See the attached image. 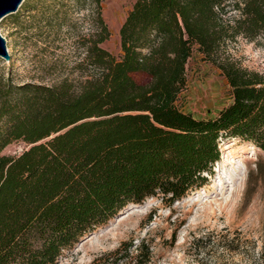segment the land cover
Returning a JSON list of instances; mask_svg holds the SVG:
<instances>
[{
	"label": "trees",
	"instance_id": "trees-1",
	"mask_svg": "<svg viewBox=\"0 0 264 264\" xmlns=\"http://www.w3.org/2000/svg\"><path fill=\"white\" fill-rule=\"evenodd\" d=\"M101 1L75 82L0 76V264H54L126 205L183 198L212 175L221 138L264 151V75L221 53L238 36L264 40V0H135L119 57L101 46ZM194 47L231 89L213 117L175 103ZM18 140L29 146L2 153Z\"/></svg>",
	"mask_w": 264,
	"mask_h": 264
},
{
	"label": "rangeland",
	"instance_id": "rangeland-1",
	"mask_svg": "<svg viewBox=\"0 0 264 264\" xmlns=\"http://www.w3.org/2000/svg\"><path fill=\"white\" fill-rule=\"evenodd\" d=\"M134 1L100 4L110 31L101 46L116 57L121 54L119 28ZM95 12L91 0H23L0 19L10 55L9 60L0 57V76L17 84L75 82ZM221 53L264 75V40L238 36ZM231 99L220 68L194 47L176 106L207 118ZM220 141V159L203 186L170 205L157 195L126 205L54 264H264V151L237 138ZM28 146L14 141L2 153L17 155Z\"/></svg>",
	"mask_w": 264,
	"mask_h": 264
},
{
	"label": "water",
	"instance_id": "water-1",
	"mask_svg": "<svg viewBox=\"0 0 264 264\" xmlns=\"http://www.w3.org/2000/svg\"><path fill=\"white\" fill-rule=\"evenodd\" d=\"M23 0H0V19L10 13L15 12ZM0 57L4 60H9L10 55L8 54L6 40L0 33ZM92 233H89L88 235L84 236L79 240L82 241L89 236H91Z\"/></svg>",
	"mask_w": 264,
	"mask_h": 264
}]
</instances>
